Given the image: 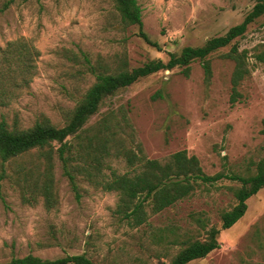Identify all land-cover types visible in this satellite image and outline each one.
Here are the masks:
<instances>
[{"label": "rangeland", "instance_id": "1", "mask_svg": "<svg viewBox=\"0 0 264 264\" xmlns=\"http://www.w3.org/2000/svg\"><path fill=\"white\" fill-rule=\"evenodd\" d=\"M0 0V61L10 49L27 46L39 51L29 85L0 105V122L13 129H29L49 120L64 127L79 102L96 82L90 70L115 69L122 61L130 69L151 61L167 64L172 54L186 47H202L241 24L257 0H138L144 31L159 47L139 35L137 25L122 20L114 0H17L2 10ZM233 46L247 50L250 75L232 103L235 62L226 57ZM264 16L246 34L208 59L212 77L207 80L203 62L193 61L189 76L183 67L161 70L108 97L87 126L109 114L126 115L133 127V144L144 154L166 162L187 150L200 160L207 175L232 173L248 176L264 160ZM9 69L20 73L15 61ZM16 82L23 85L20 77ZM131 132V129H129ZM30 153L16 163H38ZM119 174L130 173L124 160L110 162ZM10 177L2 179L0 163V262L28 255L57 259L87 254L95 264L169 263L187 241L204 240L206 230L221 228V214L236 204L239 183L223 179L201 185L189 198L154 214L133 228L114 210L116 192L96 188L80 179L82 197L76 199L59 159L55 178L60 205L48 211L43 197L25 203ZM110 170L106 174H110ZM29 194V193H28ZM30 197V194L27 196ZM221 248L189 264H264V188L248 200L246 215L220 235Z\"/></svg>", "mask_w": 264, "mask_h": 264}, {"label": "trees", "instance_id": "2", "mask_svg": "<svg viewBox=\"0 0 264 264\" xmlns=\"http://www.w3.org/2000/svg\"><path fill=\"white\" fill-rule=\"evenodd\" d=\"M17 0H5L2 10L10 7ZM29 1V0H22ZM122 20L128 26L137 25L139 35L154 47L144 31L142 8L138 0H114ZM264 16V0H257L244 21L232 27L224 36L210 39L202 47H186L179 55L172 54L169 62L151 61L141 67L130 69L122 61L115 69L97 70L90 67L96 75V82L87 91L75 108L68 123L57 127L49 120L37 122L29 129H11L6 121L0 122V163L2 179L10 177L8 166H14L15 183L19 186L25 203L34 204L39 196L43 197L48 211L57 210L60 205L58 186L55 178L56 159H59L63 173L69 180L76 199L82 194L80 179H85L96 188L106 192H116L119 203L114 214L126 221L131 227L138 228L148 222L147 207L154 214L167 210L177 203L191 197L201 185H215L223 179L239 183L235 190L236 204L221 214V228L215 226L206 230L204 240L187 241L177 255L163 264H189L205 259L212 252L221 248L220 235L231 229L248 211V200L264 188V160H261L255 173L248 176L232 173L207 175L195 155L187 150L174 153L166 162L149 159L140 143L133 144V127L126 115L117 118L113 113L93 126H87L90 119L99 113L108 97L115 96L139 80L161 70L183 67L185 76L191 72L193 61L201 60L207 80L212 77V65L208 57L219 49L228 47L236 39L243 37L248 27ZM39 51L27 46L10 49L0 61V105L9 100L14 93L12 88L28 86L32 69ZM226 57L235 62L232 75V103L241 96L239 87L250 75L247 50L240 51L233 46ZM259 59L264 61V55ZM18 67L20 73H12L9 66ZM20 77V84L16 77ZM131 129V132L129 131ZM30 153H37L38 163L33 165L16 162ZM124 160L132 168L130 173L119 174L111 168L110 162ZM110 170V174L106 171ZM30 197H27L29 194ZM0 264H95L87 254L67 255L62 258L42 259L28 255L13 258Z\"/></svg>", "mask_w": 264, "mask_h": 264}, {"label": "water", "instance_id": "3", "mask_svg": "<svg viewBox=\"0 0 264 264\" xmlns=\"http://www.w3.org/2000/svg\"><path fill=\"white\" fill-rule=\"evenodd\" d=\"M160 264H162V262Z\"/></svg>", "mask_w": 264, "mask_h": 264}]
</instances>
